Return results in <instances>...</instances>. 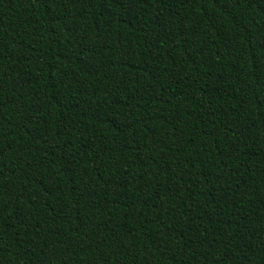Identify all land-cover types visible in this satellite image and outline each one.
Segmentation results:
<instances>
[{"label": "trees", "instance_id": "1", "mask_svg": "<svg viewBox=\"0 0 264 264\" xmlns=\"http://www.w3.org/2000/svg\"><path fill=\"white\" fill-rule=\"evenodd\" d=\"M0 264H264V0H0Z\"/></svg>", "mask_w": 264, "mask_h": 264}]
</instances>
